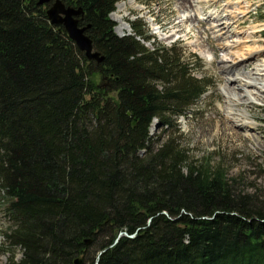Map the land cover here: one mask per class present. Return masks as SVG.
<instances>
[{
	"label": "trees",
	"instance_id": "16d2710c",
	"mask_svg": "<svg viewBox=\"0 0 264 264\" xmlns=\"http://www.w3.org/2000/svg\"><path fill=\"white\" fill-rule=\"evenodd\" d=\"M65 1L104 61L51 23L49 4L0 0L8 264H264V191H238L225 169L189 162L178 136L150 133L155 120L179 131L206 93L200 58L148 47L144 23L119 36L121 0Z\"/></svg>",
	"mask_w": 264,
	"mask_h": 264
},
{
	"label": "rangeland",
	"instance_id": "374dc122",
	"mask_svg": "<svg viewBox=\"0 0 264 264\" xmlns=\"http://www.w3.org/2000/svg\"><path fill=\"white\" fill-rule=\"evenodd\" d=\"M239 18L244 22L233 24ZM111 19L119 36L133 34L131 21L144 23L151 37L146 42L150 48L178 43L183 48L185 60L190 59L192 53L201 60L202 66H194L193 74L211 80L206 93L189 106L188 114L177 117L179 131L163 130L158 120L153 122L150 133L156 141L176 135L188 151L189 162L225 169L229 179L236 180L238 191H264V102H250L238 107L248 111L256 123L249 133L233 125L225 111L229 99L224 86L229 71L222 69L224 63L234 59L241 61L243 56L240 54L247 53L251 47L264 49V0H192L187 9L178 7L176 0H121ZM202 20L207 21L204 23L206 28H211L209 33L213 43L208 42L204 28L200 26ZM255 31L258 33L253 39L260 40L258 42L250 41L249 35ZM262 54L264 57V51ZM249 68L250 62L231 72L239 74ZM96 81L101 83V78L97 77ZM8 225L0 203V264L9 263L3 236ZM21 255L22 251L17 250V258Z\"/></svg>",
	"mask_w": 264,
	"mask_h": 264
},
{
	"label": "bare ground",
	"instance_id": "6f19581e",
	"mask_svg": "<svg viewBox=\"0 0 264 264\" xmlns=\"http://www.w3.org/2000/svg\"><path fill=\"white\" fill-rule=\"evenodd\" d=\"M178 7L187 9L192 5V0H176ZM118 5V9L121 10ZM207 21H200V26L204 28V33L207 35L208 42H212L209 30L204 26ZM244 21L236 19L233 24L241 25ZM232 24V25H233ZM129 29V27H128ZM249 35L250 41L258 42L260 40L253 39L258 31L251 32ZM213 46V45H212ZM264 49L259 47H251L247 53L240 54L243 56L241 61L235 62L237 59L229 63H224L222 69L229 71L228 82L224 86V90L228 95V102L225 106L227 118L233 125L244 128L249 133L254 128L255 122L251 118V114L243 109H238L240 105L248 104L250 102L263 103L264 93V57L262 52ZM239 56V57H240ZM250 62L251 68L247 71H242L239 74H232L231 71L235 70L241 64H248ZM227 124V123H226ZM228 126V125H227Z\"/></svg>",
	"mask_w": 264,
	"mask_h": 264
},
{
	"label": "water",
	"instance_id": "95a60500",
	"mask_svg": "<svg viewBox=\"0 0 264 264\" xmlns=\"http://www.w3.org/2000/svg\"><path fill=\"white\" fill-rule=\"evenodd\" d=\"M38 2L40 5L49 4L47 14L51 23L64 26L71 39L80 50L85 52L89 60H96L99 63L104 61V56L94 50L93 40L86 33L89 26H82L80 23V17L84 14V10L81 7L76 8L68 5L65 0H38ZM122 235L128 236L129 234L121 232L116 242ZM89 242L90 240H87V243ZM75 263L82 264V258L76 259Z\"/></svg>",
	"mask_w": 264,
	"mask_h": 264
}]
</instances>
